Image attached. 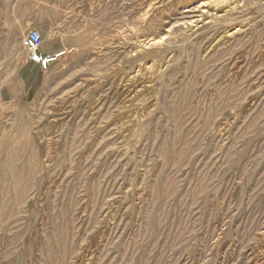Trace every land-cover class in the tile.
<instances>
[{"label": "rangeland", "instance_id": "rangeland-1", "mask_svg": "<svg viewBox=\"0 0 264 264\" xmlns=\"http://www.w3.org/2000/svg\"><path fill=\"white\" fill-rule=\"evenodd\" d=\"M58 1L0 117V264H264V0Z\"/></svg>", "mask_w": 264, "mask_h": 264}, {"label": "crops", "instance_id": "crops-1", "mask_svg": "<svg viewBox=\"0 0 264 264\" xmlns=\"http://www.w3.org/2000/svg\"><path fill=\"white\" fill-rule=\"evenodd\" d=\"M61 8L62 2L57 0H0V87H6L9 94L6 102L0 94V117L4 106L16 103L9 90L10 79L22 81L27 88L34 84L36 65L28 62L22 40L29 30L37 28L45 37L50 35L52 48H58L60 38L57 25L61 23ZM42 51L45 54L55 52ZM12 74L17 78H11Z\"/></svg>", "mask_w": 264, "mask_h": 264}, {"label": "bare ground", "instance_id": "bare-ground-1", "mask_svg": "<svg viewBox=\"0 0 264 264\" xmlns=\"http://www.w3.org/2000/svg\"><path fill=\"white\" fill-rule=\"evenodd\" d=\"M212 1V0H211ZM221 0H219L220 2ZM226 1V0H225ZM213 2V1H212ZM217 1V3L220 6V3ZM227 2V1H226ZM225 2V3H226ZM224 3V4H225ZM217 4V5H218ZM222 4V1H221ZM206 5V4H205ZM201 6H203L201 4ZM222 6V5H221ZM205 7V6H204ZM200 8V7H199ZM204 10V8H203ZM250 16V14H249ZM248 16V17H249ZM201 18V17H200ZM192 22V21H191ZM227 23V22H226ZM233 23V21H232ZM229 24V23H228ZM196 25V23H195ZM214 25V24H213ZM239 28V27H238ZM232 32V31H231ZM230 33V32H229ZM191 39V38H190ZM159 41V40H158ZM42 47H43V42H42ZM69 54V53H68ZM67 54V56H69ZM66 56V55H65ZM146 56V55H145ZM141 58V57H140ZM59 59V58H58ZM56 61V60H55ZM54 61V62H55ZM60 63V62H59ZM52 63L49 64L52 65ZM48 66V67H49ZM47 67V68H48ZM46 68V69H47ZM45 69V70H46ZM44 71V70H43ZM146 71V69L144 70V72ZM147 72V71H146ZM131 97V95H130ZM137 138V137H136ZM66 142V141H65ZM14 151V150H12ZM11 151V152H12ZM6 152V151H5ZM11 158H5L4 155L2 158H0V175L2 177L3 180H1L0 184H4V186L6 187V191H5V195L6 197H9L11 199H17L19 200L20 197H22V195H24V193L26 192V189L29 187V183H31L29 181V179L24 180L23 177H27L28 174L23 172V163L22 165H19L16 163L15 158H18V154L16 156V152H12V154H10ZM9 157V156H8ZM48 175V174H47ZM5 177V178H4ZM3 191V189H2ZM10 194H14L13 198ZM1 214V213H0ZM109 233V232H108ZM1 251V250H0ZM86 253V252H85ZM87 258V257H86Z\"/></svg>", "mask_w": 264, "mask_h": 264}, {"label": "built area", "instance_id": "built-area-1", "mask_svg": "<svg viewBox=\"0 0 264 264\" xmlns=\"http://www.w3.org/2000/svg\"><path fill=\"white\" fill-rule=\"evenodd\" d=\"M43 38L37 29L28 31L22 40V47L28 62L39 67L40 70H45L50 63L64 55L63 50L45 54L42 51Z\"/></svg>", "mask_w": 264, "mask_h": 264}]
</instances>
